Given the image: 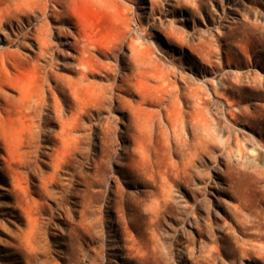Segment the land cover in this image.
I'll return each mask as SVG.
<instances>
[{"label": "rangeland", "instance_id": "obj_1", "mask_svg": "<svg viewBox=\"0 0 264 264\" xmlns=\"http://www.w3.org/2000/svg\"><path fill=\"white\" fill-rule=\"evenodd\" d=\"M10 2L0 264H264V0H62L44 54Z\"/></svg>", "mask_w": 264, "mask_h": 264}, {"label": "bare ground", "instance_id": "obj_2", "mask_svg": "<svg viewBox=\"0 0 264 264\" xmlns=\"http://www.w3.org/2000/svg\"><path fill=\"white\" fill-rule=\"evenodd\" d=\"M61 1L62 0H11L10 4L6 8L7 14L9 16H11V14L14 15V12L22 13L24 15L31 14L38 20L30 33L39 54H44L45 51L52 45L50 37L53 36L54 30H56L58 33L63 31L61 25H54V21H60L63 19L64 12L58 7ZM149 1L151 3V7H153L155 3L154 0ZM205 1L206 0H200L198 5L204 4ZM71 37L72 39L63 41V45H67L77 51L76 57L78 58L79 64L81 65L83 63L81 55L85 53V50L76 49L79 46V36L72 35ZM130 52L136 59V64H142V62L144 63V61H146V54L134 42L130 45ZM80 76L83 75L80 74ZM240 80L241 77L238 75L237 82L241 83ZM111 85L112 87L115 86L118 90H125L123 83L115 84L112 82ZM209 86L212 93L216 97L227 99L229 111H231V114L233 115L232 110L235 108V105L233 102L228 100L227 96V90L232 86V84L228 83L224 78H221L219 82L210 81ZM202 90L203 92L206 91L204 88H202ZM171 96H173V94H171ZM187 97L190 103L188 113L192 116L190 122H192V125L196 124L197 126V124H201V122L204 120L203 111L207 109V106L205 105L207 100H204L201 96H199L198 90L189 92ZM46 101L47 99L44 100V106H46ZM55 108H57L56 104ZM185 116V112L180 109L173 120V126L176 127L179 124H184L186 119ZM199 117L200 119H198ZM163 126L165 127V124H163Z\"/></svg>", "mask_w": 264, "mask_h": 264}]
</instances>
